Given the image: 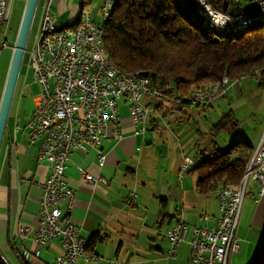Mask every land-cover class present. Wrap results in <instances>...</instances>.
<instances>
[{
  "label": "built area",
  "instance_id": "obj_1",
  "mask_svg": "<svg viewBox=\"0 0 264 264\" xmlns=\"http://www.w3.org/2000/svg\"><path fill=\"white\" fill-rule=\"evenodd\" d=\"M251 1L257 17L264 19V0ZM113 2L106 1L102 16L105 8H110ZM196 2L206 19L225 27L248 20L245 15L233 19L216 11L207 0ZM11 4L12 0H0V51L7 47L6 41L1 38V29L9 18ZM50 5L49 2L44 7L43 26L36 43L26 51L28 65L33 69L34 79L42 92L34 99V111L24 131L32 144L40 142L38 162L44 164L46 175L33 183L42 192L38 225L33 237L39 249L34 254L23 252L22 257L25 261L32 255L39 257L40 248L58 240L63 253L53 264H77L81 259L86 263H99L102 258L87 250L88 241L82 236V227L71 217L76 193L70 188L65 172L74 151L86 153L97 150L99 164L104 166L103 140L108 137L123 138L120 130L122 107L127 108L135 134L146 131L151 110L144 101L151 91L150 82L148 79L131 80L105 67L100 53L95 50L98 22L89 14H86L82 29L70 31L59 38L44 39V31L56 27ZM87 52H95V59H87ZM226 91H194L191 102L198 106L212 105ZM111 129L113 132L110 134ZM15 131L20 132V127L16 126ZM195 166L193 156H185L181 173ZM246 169V188L237 186L236 189H228L226 184L220 191L219 216L213 220L212 226H191L186 223L184 213H178L166 234V259H176L180 244L190 235L191 264H231L232 257L241 249L237 232L244 201L250 195V184H257L259 195L264 196V133L259 142L257 163L248 162ZM81 174L84 182L92 187L110 185L108 180L86 170L81 169ZM136 198L137 194L133 192L126 200L127 204L136 205ZM204 221L209 222L210 217L204 216ZM28 232L27 228L20 230L21 236Z\"/></svg>",
  "mask_w": 264,
  "mask_h": 264
},
{
  "label": "crops",
  "instance_id": "obj_2",
  "mask_svg": "<svg viewBox=\"0 0 264 264\" xmlns=\"http://www.w3.org/2000/svg\"><path fill=\"white\" fill-rule=\"evenodd\" d=\"M230 1L234 7L241 6L239 0ZM49 2L61 8L67 0H43V7ZM227 86L226 83L222 88L225 90ZM120 119L123 138L108 137L101 144V151L106 155L104 166L99 164L97 150L74 151L67 165L66 179L76 193L72 219L81 225L84 238L90 239L99 232L107 237L91 252L102 258L99 263L81 259L77 264H159L168 246L166 234L179 212L184 213L187 224L198 227L212 226L219 216L218 194L214 201L198 196L196 176L191 170L181 173L184 157L191 155L188 150L194 137L186 148L187 141L182 142L184 124L178 112L152 116L146 131L138 135L127 108H121ZM10 121L0 153V254L7 264H53L63 253L58 240L40 248L39 257L32 255L28 261L22 257L23 252L34 254L39 249L33 237L42 192L33 183L45 177L46 168L38 162L40 142L32 144L24 130L15 131L16 112ZM81 169L108 180L110 185L92 187L84 182ZM171 189L176 191L172 192L175 205L172 215L167 212ZM133 192L137 194L136 205H128L126 200ZM249 192L240 224L242 216L253 211L249 200L253 199L257 208L252 227L259 231L260 241L264 237V196L259 195V186L255 183L250 184ZM203 204H208L211 212L204 211ZM204 216H209L210 221L205 222ZM22 228L29 229L25 236L20 234ZM144 235L148 240H141ZM190 238L188 235L180 244L172 264H191ZM163 241L165 248L160 245Z\"/></svg>",
  "mask_w": 264,
  "mask_h": 264
},
{
  "label": "trees",
  "instance_id": "obj_3",
  "mask_svg": "<svg viewBox=\"0 0 264 264\" xmlns=\"http://www.w3.org/2000/svg\"><path fill=\"white\" fill-rule=\"evenodd\" d=\"M91 1L81 0L82 10ZM115 1L103 25L105 56L116 70L149 80L151 91L144 102L151 110L150 118L175 111L182 117V124L189 122L194 107L204 111L212 107L191 102L194 91L204 90L211 83H221L224 90L222 86L228 80L235 83L256 79L260 90H264L263 22L245 26L252 28L236 34L220 35L223 33L217 34L205 23L191 0ZM207 2L214 10L227 15L225 2L229 10L234 7L230 0ZM237 127L238 122L230 112L208 131L197 132L193 155L196 166L191 172L197 178L198 196L219 195L226 184L234 189L245 176L255 147L248 140H237L226 147L216 142L221 131ZM106 238L101 232L94 234L88 240L87 250L94 252ZM259 248L251 264H264V244ZM0 264H7L1 254Z\"/></svg>",
  "mask_w": 264,
  "mask_h": 264
},
{
  "label": "rangeland",
  "instance_id": "obj_4",
  "mask_svg": "<svg viewBox=\"0 0 264 264\" xmlns=\"http://www.w3.org/2000/svg\"><path fill=\"white\" fill-rule=\"evenodd\" d=\"M106 1L107 0H92L90 5L85 7L84 10H82L81 8V0H67L65 6L61 8L51 3L50 11L53 23L59 29L71 27L75 22L80 19L81 15L83 17L85 14H89L93 20L103 24L104 21L101 12L106 4ZM191 1L194 4L193 0ZM239 1L241 7L243 8L245 16L250 19H254L257 17L256 8L251 0ZM26 3L27 0H12L9 18L1 29V38L6 41L7 47L0 51V103ZM43 6V0H40L34 19L32 31L29 37L27 47L28 49H31L36 43V40L42 30L44 17ZM200 12H202L203 15ZM198 13L204 20L203 11H199ZM201 26L203 29L210 31L205 26ZM232 27H236V29L231 30L229 32H225L226 34H220L219 32L216 33L220 35H229L236 34L238 32H242L249 28H252L243 26L244 28L241 29L239 24L234 25ZM212 30L215 32L214 29ZM22 66L23 68L20 74L11 110V118L15 112L17 114V125L21 129L20 131L24 130L28 123V118L32 115L34 111V99L39 97L42 92L41 87L39 86V84L36 83L34 79L33 69L28 65L27 54L25 55V62ZM230 112L233 113L235 119L237 120L238 127L235 130L231 131H221L216 139L218 145L221 147H226L237 140H248L252 146H254L255 148L258 147L257 145H259L261 137L264 133V90H260L258 80L244 79L235 83H229V85L227 86L226 93L222 94L212 104V107L207 109L206 111L202 109L199 110L194 107V111L191 114L192 119L189 122L184 123V133L182 135L183 140L181 139L183 143L187 141L186 148H188L190 146L191 139L194 137L192 141L193 143L189 148L190 150H188L192 156L196 153L195 144L197 140V132L208 131L211 126L218 123L225 114ZM11 122L12 121H10V125ZM245 176L241 180L239 186L241 185ZM172 192L175 193V189L173 191L171 189V202L167 210L170 215H172V213L174 212L175 207V205L172 203ZM215 196L216 195L214 194L207 198H210L212 200ZM249 200L252 202V207H254V209L249 214L245 213L242 216L243 221L241 220L240 227L243 232H238V239L241 241L242 248L240 249L239 253L235 254L232 257L231 264H251L259 254V246L261 244H264V237L259 241V231L256 232V227H252V216L254 215L255 208L257 207H255L253 199ZM203 205L204 211L211 212V208L209 209L208 204ZM164 234L165 230L162 232V235ZM147 237V235H144L141 240H148ZM86 239H89V237ZM160 245L165 248L166 242L163 241L160 243ZM172 262V259H165L164 257V259L161 260L159 264H172Z\"/></svg>",
  "mask_w": 264,
  "mask_h": 264
},
{
  "label": "water",
  "instance_id": "obj_5",
  "mask_svg": "<svg viewBox=\"0 0 264 264\" xmlns=\"http://www.w3.org/2000/svg\"><path fill=\"white\" fill-rule=\"evenodd\" d=\"M39 1L40 0H27L14 46V51L0 103V153L7 131L8 121ZM224 11H228V16L233 19L244 15V12L242 11V8L239 4L229 10L228 2H225Z\"/></svg>",
  "mask_w": 264,
  "mask_h": 264
},
{
  "label": "bare ground",
  "instance_id": "obj_6",
  "mask_svg": "<svg viewBox=\"0 0 264 264\" xmlns=\"http://www.w3.org/2000/svg\"><path fill=\"white\" fill-rule=\"evenodd\" d=\"M193 2L195 4V6L197 7L198 12L199 11H203L200 8L199 3L196 2V0H193ZM115 4H116V1L114 0L113 3H110V8H105V14L103 15L104 23L109 19L111 11L114 8ZM200 13L202 14V12H200ZM85 19H86V14L81 18L80 21L76 22L71 27H65V28H61V29H59L57 27L48 28L47 30L44 31V39L59 38L61 36H64V35L68 34V32H70V31L82 29L83 25H84V22H85ZM204 21L209 27L214 29L217 33L218 32L219 33H225V32H229L231 30H235L236 29V27H223L224 25H222L220 23H216V22H214L211 19H206L205 18V14H204ZM258 21L264 23V19L258 17V19H256V20H252L251 19V20L241 21L239 23V25H240V28H241L243 26L245 27V26H248V25H252L253 23H257ZM104 23L101 24V23L98 22L97 25H96L95 50L98 53H100V57L102 58V62H104L105 67L112 69L113 73L126 75L131 80H135V81L145 80L146 78H140V77L135 76V75L124 74V73L116 70L110 64V62L108 61V59L105 56L104 47H103V38H104L103 25H104ZM87 59H95V52H87ZM206 89L211 90V92H219V91L222 90L221 86L219 84H210V85L207 86ZM204 90H201V91H204ZM258 153H259V145H258L257 148H255L254 155H253L252 160L250 161V163H257ZM247 185H248V170H247L246 176H245L244 180L242 181L241 185L239 186V188H246ZM228 189H232V188L228 185Z\"/></svg>",
  "mask_w": 264,
  "mask_h": 264
}]
</instances>
